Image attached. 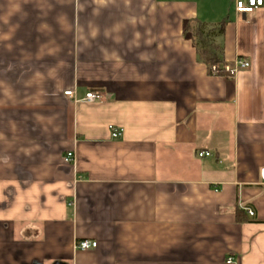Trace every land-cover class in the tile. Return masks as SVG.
<instances>
[{
    "label": "crops",
    "instance_id": "1",
    "mask_svg": "<svg viewBox=\"0 0 264 264\" xmlns=\"http://www.w3.org/2000/svg\"><path fill=\"white\" fill-rule=\"evenodd\" d=\"M228 3L0 0V264H264V5Z\"/></svg>",
    "mask_w": 264,
    "mask_h": 264
},
{
    "label": "built area",
    "instance_id": "2",
    "mask_svg": "<svg viewBox=\"0 0 264 264\" xmlns=\"http://www.w3.org/2000/svg\"><path fill=\"white\" fill-rule=\"evenodd\" d=\"M235 4V9L238 13H253L258 8L264 5V0H233ZM250 67V62L244 58H238L235 60L234 63H226L224 64L223 68L227 75L233 77L235 76L240 70L246 69ZM218 65H213L209 70L212 74H218ZM65 94L69 97L74 96V90H67ZM88 102H96V101H104L106 96L103 92L98 90H91L87 92L85 96ZM110 131L112 137L118 138L122 135L123 129L117 127L116 125H110ZM200 156H209L211 155L210 151H202L199 153ZM74 154L72 152H68L64 157L66 162H70L73 159ZM261 177L264 181V168L261 169ZM250 215H254L252 210H249ZM98 242L95 240L90 239H82L77 241L76 247L81 250H87L90 248L97 247Z\"/></svg>",
    "mask_w": 264,
    "mask_h": 264
},
{
    "label": "trees",
    "instance_id": "3",
    "mask_svg": "<svg viewBox=\"0 0 264 264\" xmlns=\"http://www.w3.org/2000/svg\"><path fill=\"white\" fill-rule=\"evenodd\" d=\"M224 26L225 22H221L206 29L201 20L194 19L186 27L192 33L199 58L208 65L209 69L213 65H218L219 75H227L223 66L228 62L225 58V46L217 43L214 36L218 33H224Z\"/></svg>",
    "mask_w": 264,
    "mask_h": 264
},
{
    "label": "rangeland",
    "instance_id": "4",
    "mask_svg": "<svg viewBox=\"0 0 264 264\" xmlns=\"http://www.w3.org/2000/svg\"><path fill=\"white\" fill-rule=\"evenodd\" d=\"M223 3H221V6H222ZM232 3H231V0H229V3H228V7L231 6Z\"/></svg>",
    "mask_w": 264,
    "mask_h": 264
}]
</instances>
